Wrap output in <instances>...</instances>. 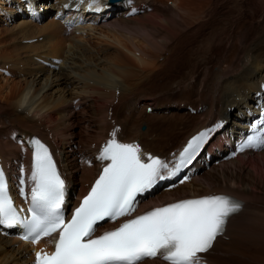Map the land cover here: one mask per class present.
Masks as SVG:
<instances>
[{"label": "bare ground", "instance_id": "1", "mask_svg": "<svg viewBox=\"0 0 264 264\" xmlns=\"http://www.w3.org/2000/svg\"><path fill=\"white\" fill-rule=\"evenodd\" d=\"M15 1L0 0V61L11 74L0 72V162L19 156L9 140L15 132L46 139L70 179V200L84 194L97 174L95 165L80 164L81 150H98L116 124L123 140H139L163 156L223 116L232 120L229 128L242 127L264 96V0H139L152 11L126 4L80 35H67L68 28L50 17L55 9L64 15L68 0H31L44 12L41 22L26 10L17 13ZM15 12L18 18L9 22ZM35 38L43 39L23 43ZM187 106L202 111L193 115ZM13 170L17 176L20 168ZM221 193L236 195L245 206L209 260L264 264V151L198 165L188 183L147 197L142 208ZM21 250L30 247L0 232V264H32Z\"/></svg>", "mask_w": 264, "mask_h": 264}, {"label": "snow or ice", "instance_id": "2", "mask_svg": "<svg viewBox=\"0 0 264 264\" xmlns=\"http://www.w3.org/2000/svg\"><path fill=\"white\" fill-rule=\"evenodd\" d=\"M205 137L206 133L193 137L172 169L151 154L143 159L137 144L109 140L97 157L108 163L67 221L63 211L65 180L48 149L37 140L29 177L31 219L20 218L0 170V224L24 225L28 234L23 238H31L34 244L59 233L51 254L36 252V264H143L157 257L168 264H202L201 254L209 252L217 237L223 235L228 218L240 209L239 203L212 195L179 200L141 215L133 213L139 203L137 197L191 163ZM21 184H25L23 179ZM21 194L26 195L23 187ZM122 217L131 218L96 235L100 222Z\"/></svg>", "mask_w": 264, "mask_h": 264}, {"label": "rangeland", "instance_id": "3", "mask_svg": "<svg viewBox=\"0 0 264 264\" xmlns=\"http://www.w3.org/2000/svg\"><path fill=\"white\" fill-rule=\"evenodd\" d=\"M170 4H171V2H169V5H170ZM202 8H204V7H202ZM202 8H201V9H202ZM223 12H224V11H223ZM51 16H52V13L50 14V17H51ZM1 32H3V30H1ZM183 60H184V59H183ZM162 62H163V61H162ZM173 67H174V65L172 66V70H173ZM172 70H171V71H172Z\"/></svg>", "mask_w": 264, "mask_h": 264}]
</instances>
